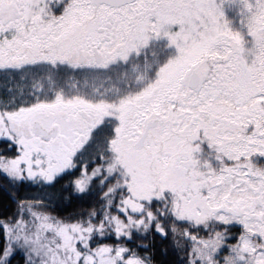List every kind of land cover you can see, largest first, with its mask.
Here are the masks:
<instances>
[{
    "label": "snow or ice",
    "instance_id": "1",
    "mask_svg": "<svg viewBox=\"0 0 264 264\" xmlns=\"http://www.w3.org/2000/svg\"><path fill=\"white\" fill-rule=\"evenodd\" d=\"M0 264H264V0H0Z\"/></svg>",
    "mask_w": 264,
    "mask_h": 264
}]
</instances>
